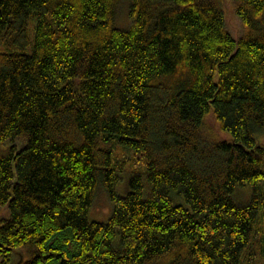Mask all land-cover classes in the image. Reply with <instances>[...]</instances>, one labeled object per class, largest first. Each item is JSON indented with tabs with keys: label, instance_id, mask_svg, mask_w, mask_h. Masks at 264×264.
Segmentation results:
<instances>
[{
	"label": "trees",
	"instance_id": "1",
	"mask_svg": "<svg viewBox=\"0 0 264 264\" xmlns=\"http://www.w3.org/2000/svg\"><path fill=\"white\" fill-rule=\"evenodd\" d=\"M120 1L0 0V36L35 20L31 53L0 50V264L248 261L264 202L233 193L264 178V0H231L238 39L223 0H127L126 28ZM112 138L145 158L125 195Z\"/></svg>",
	"mask_w": 264,
	"mask_h": 264
},
{
	"label": "rangeland",
	"instance_id": "2",
	"mask_svg": "<svg viewBox=\"0 0 264 264\" xmlns=\"http://www.w3.org/2000/svg\"><path fill=\"white\" fill-rule=\"evenodd\" d=\"M130 2V0H129ZM127 0H121L117 6L116 13V25H119L123 28L128 27L129 22H131L132 18L129 15V6ZM222 5L224 7V16L226 26L231 33L232 37L238 39L245 32V25H243L241 18L236 14L235 5L231 0H223ZM128 10V14H127ZM34 17L30 18L27 22L26 33H21L18 31L19 29H13L11 31H7L0 36V50L4 51H20L31 53L33 49V40H34V27H35ZM206 123L210 126V128L214 131L215 138L229 139L230 133L223 130L220 126V123L217 121L214 112H208L206 117ZM258 139L261 142H264V129L261 130L260 133L257 134ZM107 142H109L107 144ZM105 141L103 146H110L114 149L113 158L119 165L122 166V170H119L120 179L119 182L115 185V190L121 194L125 195L129 192L130 186V177L135 172H145L146 171V163L144 154L142 152L136 151L135 149H130L122 146L115 138H112L110 141ZM18 145L19 141H16ZM259 189L255 188L252 185H236V189L233 193V196L236 200L243 204L248 203L255 195L261 203L264 202V178L259 181ZM99 187V186H98ZM100 185V188H97L96 194L94 196L93 205L88 210V218L91 221L97 220L101 222H105L111 215V210L113 208V203L110 201L108 193L105 189ZM10 216V208L7 205H0V221L3 219H7ZM253 232L250 240V248L253 249V255L248 259V261L242 259L241 264H264V234H263V217L260 212L258 215V219L253 227ZM119 237L114 240L115 246L118 245ZM17 252V251H16ZM19 252L16 253L14 260H18Z\"/></svg>",
	"mask_w": 264,
	"mask_h": 264
}]
</instances>
